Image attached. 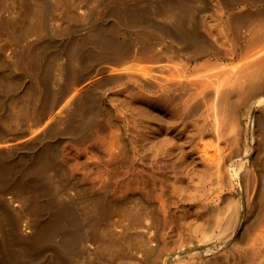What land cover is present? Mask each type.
<instances>
[{
    "label": "rangeland",
    "instance_id": "374dc122",
    "mask_svg": "<svg viewBox=\"0 0 264 264\" xmlns=\"http://www.w3.org/2000/svg\"><path fill=\"white\" fill-rule=\"evenodd\" d=\"M225 1L201 0V5L204 4L207 9L200 15L197 27L209 45L220 47L231 58H236L242 48L232 43L222 22L220 10L230 9L221 7ZM234 2L236 0L232 1L231 5ZM129 5L143 8L146 6V1L0 0V20L3 22L5 19V28L0 30V135H6L3 139L31 131L35 134V130L39 131L37 127L43 126L55 111L65 108L68 96L78 87L76 84L70 85V88L73 87V89H69L68 92L66 90L64 94L59 90L60 87L61 89L66 88L65 79H60L55 86L49 79L47 94L51 95L59 91L57 97L61 96V103L59 101L55 110L45 116L37 125H32L31 121L14 122L12 119L14 112L16 114L24 107V100L28 95L30 103L33 104L32 99L34 98L30 95L33 85L30 86V84L35 82L38 74V70L26 69L25 58L19 56L16 51L21 47L32 45L39 53V67H41L42 64H46V60L49 62L48 58L52 61L57 58V53L62 45L95 27L102 20L110 19L108 14H111L113 9L125 8ZM197 5L200 6V2ZM34 6L39 7L38 11L41 14L38 13L36 17L31 18L33 15H30L29 12ZM234 6L240 8L242 4ZM134 10L137 12L136 9ZM256 22L253 21L252 25H255ZM144 31V29L125 28L117 34L120 40L131 43L126 55L137 58V67L130 73L125 72L123 67L118 68L117 77L109 79L107 84L98 90L99 113L96 117V125L94 128L85 130L83 134L85 138L82 137V140L75 141L67 140L61 128H56L50 134V139L59 145L56 163L61 167V171L66 172L67 177L70 175L71 185L87 192L96 189L102 195L103 203L107 204L108 208H113L109 214L110 223L109 226L107 225V229L110 230L112 224V231L119 230L122 234L125 230L124 233L127 236L124 233L123 235L127 239L130 237L124 241L122 248L100 252L102 262L99 264H264V135L262 134V132L264 133V124L261 126L262 123H256L253 116L244 114L241 117V122L246 127L242 124L237 127L238 129H240L239 126L241 129L244 128L241 131L237 130L235 123L230 122L223 126L222 129H225L223 136L226 139V143L224 142L226 152L223 156L229 155V160L228 157L221 156L222 159L212 146L211 155L214 158L211 160L206 158V161L209 162H204L205 158L203 161L200 157L201 144L200 139L195 137L196 133L194 134L196 139L193 140L192 134L195 132L193 124H189L183 129L184 134L173 135L180 153L182 151L181 154H152L153 151L148 146L151 145L152 149L159 146V144L156 145L158 143L156 141L160 142L159 138L166 131L169 132V129L163 120H152L140 116L139 113L136 114L138 112L136 107L131 105L141 102L130 104L125 92H115L120 87L119 82L125 78V74L142 77L141 79L150 86L161 77V69L166 61L165 50L156 44L137 42L136 39ZM246 44L244 41L242 46L244 47ZM211 60L214 59L210 54L204 56L199 54L193 64ZM222 68L223 72H226L229 66L224 65ZM139 70L145 71V75L142 76ZM110 72H103L91 80L103 75L108 76ZM51 78H53V73H51ZM84 80L82 85L91 83L90 79H88L89 81ZM127 89L135 88L129 84ZM179 96L187 97V92L185 91ZM149 107L154 113L160 114L162 111L158 109L160 108L158 105ZM211 116L198 119L199 126L203 125V130L213 125ZM205 118L206 120H204ZM148 125L163 127L159 137H153L149 133ZM260 128L263 129L262 132ZM211 134L205 133L206 139L202 140L215 144L216 136L213 137L214 134ZM237 135H239L238 138L235 137ZM46 138L47 136L40 133L36 144L42 145L46 142ZM232 138H235V141ZM22 139L24 138L10 140L6 143L0 142L2 147L11 143L8 148L0 149V157L12 158L22 151L29 152L25 145L23 146L25 143L21 142ZM104 142H106V146ZM153 143L155 144L153 145ZM140 145L143 146V149H138ZM246 145L248 146L246 147ZM230 147L234 156L231 152L232 155L229 153ZM108 149H113L116 152L115 158H110ZM145 149L146 158L143 163L138 153L144 152ZM234 149H237L236 152ZM156 158L157 160H155ZM188 168L190 173H187ZM151 170L155 172L154 175H151ZM146 172L147 174H145ZM153 176H155V180H158L157 177L162 179L155 181ZM145 177L150 179L147 180ZM139 179L144 183L143 181L141 183ZM104 182L106 185L102 186L101 183ZM139 183L146 184L145 187L142 185L143 190ZM96 184L97 186H95ZM70 190L73 191V196H68V193V198H66L68 200L75 198L74 201H76L75 189L70 188L68 191L70 192ZM156 194L162 198H157ZM158 200L162 202L160 203ZM202 204L205 207L197 210V206ZM70 207L77 214H80L82 210V206L78 203H72ZM236 207L240 209L239 216L237 214L232 222L229 221L233 227H230V223L229 225L226 223L227 226L225 222H228L229 214L234 212ZM128 211L132 212V216ZM168 211L169 216L166 214ZM163 213L169 218L164 219L166 216ZM197 215L199 216L197 217ZM226 216H228L227 219ZM180 219H182V223ZM172 220L173 222H171ZM101 221H104L106 225V220ZM174 223L178 226H175ZM140 241L145 244L142 246ZM158 248L160 250L162 248L161 253L155 254ZM51 252V250L46 251L47 254ZM146 253L151 258L150 263ZM143 259L144 261L146 259V262L140 261Z\"/></svg>",
    "mask_w": 264,
    "mask_h": 264
},
{
    "label": "bare ground",
    "instance_id": "6f19581e",
    "mask_svg": "<svg viewBox=\"0 0 264 264\" xmlns=\"http://www.w3.org/2000/svg\"><path fill=\"white\" fill-rule=\"evenodd\" d=\"M144 1H146V6L143 8L129 5L125 8L113 9L111 14H108L110 19L102 20L95 27L62 45L57 53V58H53V61L48 58L49 62L46 60V64H42L41 67H39V53L32 45L21 47L16 51L19 56L25 58L26 69L38 70V74L35 82L30 84V86L33 85L30 89L31 94L27 92V94L32 95L34 102L33 104L30 103L29 95L27 96L28 99L24 98V107L19 108L20 110H17L16 114L14 112V118H12L14 122L31 121L32 125L39 124L45 116L55 110L54 108L59 105V101L61 103V96L58 95L57 97L59 91L65 94L66 90L68 92L69 89H73V87L70 88V85L76 84L78 87L68 96L69 98L67 97L65 108L55 111L43 126L37 127L39 131L35 130V134L31 131L5 139L3 137L6 135H0V142L3 143L24 138L21 142L25 143L23 146L25 145V148L29 150V152L22 151L12 158L0 157V264H99L102 262L100 252L118 250L119 247L122 248L124 241L130 238L125 237L127 235L124 233L126 232L123 230L124 228L122 230L125 236L119 230L112 231V224L110 230L107 229V225L109 226L110 223L109 214L113 208H108L107 204L103 203L102 195L96 189L87 192L71 185L70 175L67 177L66 172L61 171V167L56 163L59 145L50 139V134L56 128H61L67 140H82L85 130L94 128L96 125V117L99 113L98 90H101L109 79L117 77L118 68L123 67L125 72L130 73L137 67V58L126 55L131 43L120 40L117 36L122 29H144L145 31L139 35L136 41L151 45L156 44L165 50L166 61L161 69V77L152 86L146 84L141 79L142 77L125 74V78L119 82L120 87L115 90L117 93L125 92L124 94L128 97L130 104L141 102L131 105L136 107V111H138L136 114L139 113L140 116L152 120H163L169 129V132L166 131L159 138L160 142H155L159 146L154 149L151 145L148 146L153 151L152 154H181L182 151L180 153L173 135L184 134L183 129L187 125L193 124L192 126L195 127V132L192 134L193 140L196 139L195 137L200 139V154L202 155L200 157L202 160L205 158L203 161L208 163V160L214 158L211 155L212 146L220 157L226 152L223 126L230 122L235 123L236 128L238 125L241 126V117L244 114L253 116L254 121L262 123L261 126H263L264 0H236L233 5L231 4L234 0H226L221 6L230 8L220 10V16L230 35V40L242 48L241 53L236 58H231L220 47L209 45L206 38L201 35V30L197 24L200 15L207 9L204 4L201 5V0ZM199 2L200 6L197 5ZM240 3L242 4L240 8L234 6ZM34 7L31 8V13L29 12L30 15H33L31 18L36 17L38 13L41 14L38 11L39 7ZM4 21L0 20V30L5 28ZM253 21H257L255 25H252ZM244 41L247 44L243 47ZM199 54L201 56L210 54L214 60L193 64L194 59ZM224 65L229 66L226 72H223L222 67ZM107 71H111L108 76L103 75L91 80ZM51 73H53V78H51ZM139 73L144 76L146 72L139 70ZM62 78L65 79L66 88L61 89L60 87L59 91H55L56 93L47 94L49 79L55 86ZM84 79H90L91 83L82 85L86 81ZM129 84L135 89L128 90ZM185 91L187 97L181 98L179 95ZM67 92L66 94H68ZM157 105L160 107L158 109L163 111L160 114L154 113L149 107ZM210 115L213 117V125L203 130V125L199 126L198 119ZM242 125L246 127V125ZM240 126V129L237 128L239 131L244 129H241ZM148 127L149 133L153 137H159V133L163 131V127L151 125ZM40 133L47 136L46 142L42 145L36 144ZM195 133L197 135L194 137ZM205 133L214 134L216 143L204 142L202 139L205 138ZM262 134L264 135L263 132ZM238 136L235 137L238 138ZM7 144L3 147L0 145V149L8 148L11 143ZM104 144L106 146V142ZM233 145L235 144L233 143ZM140 146L138 149L143 147ZM195 146L197 147V145ZM237 149H234L235 152ZM143 151L138 155L144 163L146 149ZM243 152L245 151L243 150ZM231 153L230 155L233 154ZM108 155L111 159L115 158L116 152L113 149H108ZM213 155L217 156L216 154ZM206 158H208L207 161ZM227 159L229 160V157ZM187 170L189 171L187 173H190L189 168ZM152 172L151 170V175H154L155 172ZM187 173L186 175H188ZM139 176L141 177V175ZM153 177L155 180V176ZM145 178L147 179V177ZM156 179L158 180L155 181H159L162 178L157 177ZM152 182L154 183V181ZM101 185H106V182L101 183ZM126 185L128 186V183ZM142 185L141 189L143 190ZM145 185L143 186L145 187ZM70 188L75 189L76 201L73 197V199H67L68 196H73V191L70 190L71 193L68 191ZM145 191L148 192V190ZM157 198L159 197L157 196ZM158 202L160 201L158 200ZM72 203H78L82 206L80 214H77L70 207ZM202 207L205 206L203 204L198 205L197 210H201L199 208ZM239 210L236 207L234 212H230L228 222L225 224L229 225V221L232 222L235 215L238 214L237 216H239ZM128 213L124 214L127 215ZM131 213L130 211L129 214L131 215ZM166 214L168 215L169 211ZM166 214L164 219L169 218ZM101 220H106V225ZM180 221L183 222L182 219ZM175 226L178 225L175 224ZM231 226L233 227L232 224ZM143 244L145 243L143 242ZM204 244L206 245V243ZM47 250L52 252L47 254ZM161 250L158 248L155 254ZM144 254L143 256H145ZM146 256L148 258L149 254L146 253ZM150 259L149 256L147 259L149 263ZM140 261L143 263L146 262V259Z\"/></svg>",
    "mask_w": 264,
    "mask_h": 264
}]
</instances>
